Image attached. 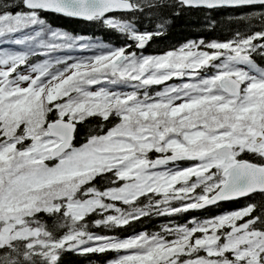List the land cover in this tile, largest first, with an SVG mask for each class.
<instances>
[{
  "label": "snow or ice",
  "instance_id": "snow-or-ice-1",
  "mask_svg": "<svg viewBox=\"0 0 264 264\" xmlns=\"http://www.w3.org/2000/svg\"><path fill=\"white\" fill-rule=\"evenodd\" d=\"M68 254L264 264V0H0V264Z\"/></svg>",
  "mask_w": 264,
  "mask_h": 264
},
{
  "label": "trees",
  "instance_id": "trees-1",
  "mask_svg": "<svg viewBox=\"0 0 264 264\" xmlns=\"http://www.w3.org/2000/svg\"><path fill=\"white\" fill-rule=\"evenodd\" d=\"M203 20V15L200 13H187L181 12L179 16L174 17L168 26L165 35L147 46L145 49L146 52L150 51H159L163 48L170 47L182 42L188 38H195L197 36L203 35L206 38H213L216 36L223 35L224 29L218 27L214 32H208L204 29L201 24ZM65 28L70 31H84V32H94L95 29L89 28L84 24L77 23L75 21L68 20L67 18L58 21ZM214 211V210H213ZM194 212L184 214L185 216ZM198 215H203V213H198ZM158 222V221H157ZM145 227H151V224L148 221L144 222ZM137 227H140L137 225ZM91 260H95L96 257H90ZM63 264H86L82 261L81 257L75 256L73 254H68L64 257Z\"/></svg>",
  "mask_w": 264,
  "mask_h": 264
},
{
  "label": "rangeland",
  "instance_id": "rangeland-1",
  "mask_svg": "<svg viewBox=\"0 0 264 264\" xmlns=\"http://www.w3.org/2000/svg\"><path fill=\"white\" fill-rule=\"evenodd\" d=\"M194 215H196V214H194Z\"/></svg>",
  "mask_w": 264,
  "mask_h": 264
}]
</instances>
